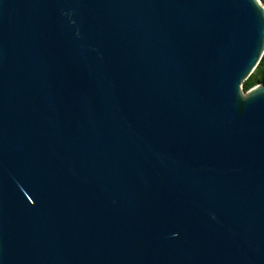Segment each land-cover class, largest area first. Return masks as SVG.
I'll return each instance as SVG.
<instances>
[{
  "label": "water",
  "instance_id": "obj_1",
  "mask_svg": "<svg viewBox=\"0 0 264 264\" xmlns=\"http://www.w3.org/2000/svg\"><path fill=\"white\" fill-rule=\"evenodd\" d=\"M259 0H0V264H264Z\"/></svg>",
  "mask_w": 264,
  "mask_h": 264
},
{
  "label": "trees",
  "instance_id": "obj_2",
  "mask_svg": "<svg viewBox=\"0 0 264 264\" xmlns=\"http://www.w3.org/2000/svg\"><path fill=\"white\" fill-rule=\"evenodd\" d=\"M260 1L264 5V0ZM258 82L264 83V50L262 51V54L258 59L257 63L255 64L254 68L242 81V89L245 90L249 86Z\"/></svg>",
  "mask_w": 264,
  "mask_h": 264
},
{
  "label": "rangeland",
  "instance_id": "obj_3",
  "mask_svg": "<svg viewBox=\"0 0 264 264\" xmlns=\"http://www.w3.org/2000/svg\"><path fill=\"white\" fill-rule=\"evenodd\" d=\"M260 1V0H259ZM261 2V1H260Z\"/></svg>",
  "mask_w": 264,
  "mask_h": 264
}]
</instances>
